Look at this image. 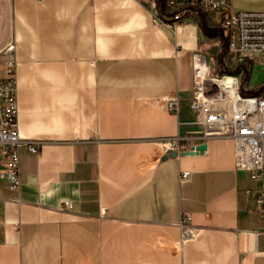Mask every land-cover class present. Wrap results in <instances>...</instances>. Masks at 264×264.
<instances>
[{
	"label": "crops",
	"instance_id": "crops-1",
	"mask_svg": "<svg viewBox=\"0 0 264 264\" xmlns=\"http://www.w3.org/2000/svg\"><path fill=\"white\" fill-rule=\"evenodd\" d=\"M171 13L159 0H0V78L14 62L23 140L19 187L0 175V264H264L262 181L235 170L232 140L164 159L168 141L200 144L192 56L216 73L224 46L196 16L169 28ZM186 216L196 237L181 242Z\"/></svg>",
	"mask_w": 264,
	"mask_h": 264
},
{
	"label": "built area",
	"instance_id": "built-area-1",
	"mask_svg": "<svg viewBox=\"0 0 264 264\" xmlns=\"http://www.w3.org/2000/svg\"><path fill=\"white\" fill-rule=\"evenodd\" d=\"M164 7L172 10L169 28L196 16L212 32H220L224 40L227 59L238 65V74L211 76V69L205 54L192 56L195 89L193 94L194 124L198 128L200 144L216 137L230 138L234 146L235 170L250 173V179H261L257 204L264 214V87L254 95L240 93V77L248 68L260 65L264 60V11H232L228 0H159ZM201 65L206 72L205 79L199 76ZM242 65L244 67H242ZM0 78V162L5 163L0 175L9 189L19 187V148L23 142L17 127L16 64L6 62ZM224 76H228L235 94L229 96L227 89L220 87ZM177 99L167 101V110L177 112ZM177 138L162 145L164 155L195 152L197 145L183 150ZM30 153H37L35 144L28 145ZM188 172L181 173V180L187 179ZM190 218L181 220V242L196 237V231L189 225Z\"/></svg>",
	"mask_w": 264,
	"mask_h": 264
},
{
	"label": "rangeland",
	"instance_id": "rangeland-1",
	"mask_svg": "<svg viewBox=\"0 0 264 264\" xmlns=\"http://www.w3.org/2000/svg\"><path fill=\"white\" fill-rule=\"evenodd\" d=\"M221 53L218 55V60L220 61V65L216 70V73H214L211 70V73L213 72V76L220 77L225 74H238L240 72V68L230 62L227 59L226 52L224 51V46H220ZM222 55V56H221ZM210 67V66H209ZM211 69V67H210ZM254 70L252 71L250 68H248V71L246 73V70L242 73L240 79V93L241 94H257L260 90L263 91L264 87V60L260 65H257ZM252 72V76L250 81L247 83V79L249 75ZM1 76V75H0ZM253 85V86H252ZM247 88V90H246Z\"/></svg>",
	"mask_w": 264,
	"mask_h": 264
},
{
	"label": "bare ground",
	"instance_id": "bare-ground-1",
	"mask_svg": "<svg viewBox=\"0 0 264 264\" xmlns=\"http://www.w3.org/2000/svg\"><path fill=\"white\" fill-rule=\"evenodd\" d=\"M198 69L200 70L199 76L201 78L205 79L206 72L203 70L202 66L198 65ZM219 84H220V87L224 86L225 88H229V89H227V93H228L229 96H232V95L235 94L234 87L231 85L232 83H231V80H230V78L228 76H224V79Z\"/></svg>",
	"mask_w": 264,
	"mask_h": 264
},
{
	"label": "water",
	"instance_id": "water-1",
	"mask_svg": "<svg viewBox=\"0 0 264 264\" xmlns=\"http://www.w3.org/2000/svg\"><path fill=\"white\" fill-rule=\"evenodd\" d=\"M211 76H213V72L211 73ZM206 150V145L203 143V144H199L197 145L195 148H194V151L195 152H184V153H181V155H196V154H202L204 151ZM176 156L175 153H170L168 155H165L164 156V159H167V158H174Z\"/></svg>",
	"mask_w": 264,
	"mask_h": 264
},
{
	"label": "trees",
	"instance_id": "trees-1",
	"mask_svg": "<svg viewBox=\"0 0 264 264\" xmlns=\"http://www.w3.org/2000/svg\"><path fill=\"white\" fill-rule=\"evenodd\" d=\"M222 56V55H221Z\"/></svg>",
	"mask_w": 264,
	"mask_h": 264
}]
</instances>
